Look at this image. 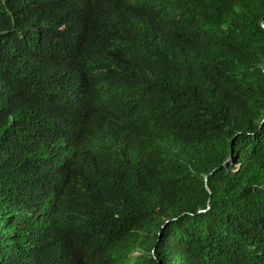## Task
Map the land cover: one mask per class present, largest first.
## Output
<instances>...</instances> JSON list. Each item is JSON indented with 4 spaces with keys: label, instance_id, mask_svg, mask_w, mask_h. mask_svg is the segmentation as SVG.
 <instances>
[{
    "label": "trees",
    "instance_id": "trees-1",
    "mask_svg": "<svg viewBox=\"0 0 264 264\" xmlns=\"http://www.w3.org/2000/svg\"><path fill=\"white\" fill-rule=\"evenodd\" d=\"M0 264H264V0H0Z\"/></svg>",
    "mask_w": 264,
    "mask_h": 264
},
{
    "label": "water",
    "instance_id": "water-1",
    "mask_svg": "<svg viewBox=\"0 0 264 264\" xmlns=\"http://www.w3.org/2000/svg\"><path fill=\"white\" fill-rule=\"evenodd\" d=\"M205 189L209 192V188L205 185Z\"/></svg>",
    "mask_w": 264,
    "mask_h": 264
}]
</instances>
